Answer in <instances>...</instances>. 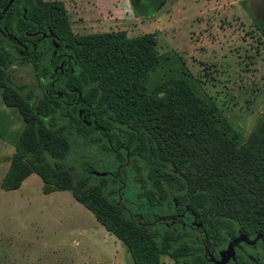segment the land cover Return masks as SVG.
<instances>
[{"label": "trees", "instance_id": "obj_1", "mask_svg": "<svg viewBox=\"0 0 264 264\" xmlns=\"http://www.w3.org/2000/svg\"><path fill=\"white\" fill-rule=\"evenodd\" d=\"M6 2L0 96L23 125L0 187L17 188L33 172L42 192L67 190L123 243L132 264H159L161 254L173 264H255L250 256L264 264V113L241 138L183 75L145 87L158 60L152 32L74 33L61 0H12L1 12ZM48 30L71 70L53 71L58 57L39 35ZM5 58L31 64L40 97L12 82ZM130 186L141 212L122 195ZM238 233L258 237L239 242L234 260L209 258Z\"/></svg>", "mask_w": 264, "mask_h": 264}, {"label": "rangeland", "instance_id": "obj_2", "mask_svg": "<svg viewBox=\"0 0 264 264\" xmlns=\"http://www.w3.org/2000/svg\"><path fill=\"white\" fill-rule=\"evenodd\" d=\"M74 33L122 29L152 32L158 60L144 84L183 75L209 96L244 138L264 113V0H61ZM14 84L41 96L28 61L4 59ZM23 120L0 96V180ZM107 164L106 156L102 155ZM103 165V164H101ZM108 166V165H107ZM29 173L14 189L0 187V264H132L123 243L67 190L41 191ZM136 205L134 188L122 193ZM253 249V247H248ZM159 264H173L164 254Z\"/></svg>", "mask_w": 264, "mask_h": 264}, {"label": "water", "instance_id": "obj_3", "mask_svg": "<svg viewBox=\"0 0 264 264\" xmlns=\"http://www.w3.org/2000/svg\"><path fill=\"white\" fill-rule=\"evenodd\" d=\"M12 2V0H7V2L4 4V6L2 7L1 9V12H3L7 6ZM35 32H32L30 34H33ZM48 33L51 34V31L48 30ZM43 34V32H42ZM51 43L53 45V47L55 48V46L57 45V42L54 38L51 39ZM78 113H80V111H78ZM84 121L88 122L87 120H85V118H83ZM92 173H95V174H99V173H103V171H97V170H91ZM196 226H199L200 223L199 222H195ZM258 237V235H255L253 238H248L246 237L245 235H243L242 233H238L237 235H235L234 237H232L226 244L224 247L222 248H219L217 250V254H218V257H213V256H210L209 258L214 261V262H217V263H221V262H225L227 261L228 259H232L234 260L235 259V253H234V247L235 245L240 242V241H243L247 244H252L254 243L255 239Z\"/></svg>", "mask_w": 264, "mask_h": 264}, {"label": "flooded vegetation", "instance_id": "obj_4", "mask_svg": "<svg viewBox=\"0 0 264 264\" xmlns=\"http://www.w3.org/2000/svg\"><path fill=\"white\" fill-rule=\"evenodd\" d=\"M42 32H43V34H42ZM39 35L41 37L40 40H48L49 43L52 45V43H51V39L53 38L52 34H49L48 31H46V32L40 31ZM10 38L14 42H16L20 46V48L25 49L26 46L24 45V43L15 40L13 37H10ZM61 48H62V46L59 43H57L55 48L53 47V49H52V54H55L58 57V64L53 68V71L58 70L60 73H63L66 70H71L72 66L69 64V60H70L69 53L64 51V50H61ZM51 84H53V82H51ZM40 92H41V90H40ZM78 109H79V111L81 113L82 109L81 108H78ZM240 242H243V241H240ZM252 247H253V249H258L257 245H253ZM234 248L241 249V246H240L239 242L235 245ZM243 252L245 254H247L246 250L245 251L243 250ZM217 257H218V254H217ZM250 258L255 264H259L258 263V260H259L258 256H250ZM261 261L264 262V257L263 256L261 257Z\"/></svg>", "mask_w": 264, "mask_h": 264}]
</instances>
